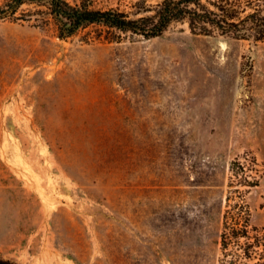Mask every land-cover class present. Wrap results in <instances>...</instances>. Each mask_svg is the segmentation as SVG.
I'll list each match as a JSON object with an SVG mask.
<instances>
[{"label": "rangeland", "instance_id": "rangeland-1", "mask_svg": "<svg viewBox=\"0 0 264 264\" xmlns=\"http://www.w3.org/2000/svg\"><path fill=\"white\" fill-rule=\"evenodd\" d=\"M91 1L137 18L162 0ZM23 9L0 19V260L76 264L89 241L94 264V215L115 210L132 261L221 264L229 196L264 241V43L183 20L151 39L99 26L60 39Z\"/></svg>", "mask_w": 264, "mask_h": 264}, {"label": "trees", "instance_id": "trees-1", "mask_svg": "<svg viewBox=\"0 0 264 264\" xmlns=\"http://www.w3.org/2000/svg\"><path fill=\"white\" fill-rule=\"evenodd\" d=\"M24 6H33L52 21L60 39H68L89 26L105 29L113 38L132 34L151 39L161 36L176 21H186L190 30L212 37L264 43V0H162L155 6L144 7L151 12L132 18L117 8L97 9L91 0L72 4L69 0H3L0 2V19L26 21L32 17ZM146 8V9H145ZM237 173L243 172V164L236 161ZM250 183V182H248ZM228 209L223 215L219 235L221 264H264V241L257 227L251 225L250 208L239 197L228 198ZM101 213V212H100ZM94 215L99 236L101 255L94 264H139L122 253L121 241L116 235V215ZM77 250L68 255L76 264H85L89 241H77ZM0 264H13L0 260Z\"/></svg>", "mask_w": 264, "mask_h": 264}]
</instances>
